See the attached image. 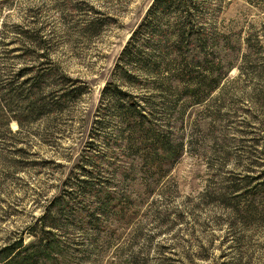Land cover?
Wrapping results in <instances>:
<instances>
[{
    "label": "rangeland",
    "instance_id": "374dc122",
    "mask_svg": "<svg viewBox=\"0 0 264 264\" xmlns=\"http://www.w3.org/2000/svg\"><path fill=\"white\" fill-rule=\"evenodd\" d=\"M152 2L0 0V73L52 69L47 93L64 76L87 87L29 125L9 122L12 134L0 113V247L31 241L29 229L51 202L85 193L84 179L106 196L115 193L114 209L122 211L94 222L79 213L67 235L77 264H264V0H197L204 52L198 43L182 52L206 66L203 73L211 70L213 86L178 99L163 125L182 147L173 166L148 172L149 159L140 155L110 158L112 131L91 144L106 84L135 95L152 89V75L120 61ZM154 47L143 51L156 54ZM121 69L137 83H126ZM96 146L107 155L101 172L81 176L82 158L102 155Z\"/></svg>",
    "mask_w": 264,
    "mask_h": 264
},
{
    "label": "trees",
    "instance_id": "16d2710c",
    "mask_svg": "<svg viewBox=\"0 0 264 264\" xmlns=\"http://www.w3.org/2000/svg\"><path fill=\"white\" fill-rule=\"evenodd\" d=\"M200 8L197 0H153L146 21L133 33L120 56L122 67H131L145 76H153L149 82L152 89L144 95H135L119 85L106 84L101 92L100 99L104 101V106L99 109L100 120L96 122L95 134L92 133V146L101 143V140L105 142V138L100 139V133L112 131L106 133V140H110V135L114 136L113 146L108 147V151L110 148L115 150L114 153L110 152V158L119 156L128 159L133 155L148 158V172H160L166 170L165 166L168 169L175 164L181 143H176L172 129L163 125H167L176 112L178 99L186 95L196 99L208 94L213 86L209 74L211 70L203 73L201 69L206 66H202L195 57L189 60L182 52V49L191 48L197 43L204 52L205 33L197 27L203 13ZM170 15L175 18L174 23L169 22ZM142 30L144 32L141 33ZM139 33L143 44L137 37ZM144 46H156L154 50L157 53H146ZM180 56L182 60L178 62ZM200 60L205 62V56L202 55ZM40 71L24 68L17 72L0 73V113L9 134H12L8 128L9 122L14 121L20 127L29 125L42 115L58 111L64 102L73 101L86 93L87 87L65 76L61 88L50 89L47 93V79L53 78L56 73L52 69L51 73ZM129 73V70L121 69L120 76L126 83L136 84V78ZM96 149L102 155L83 157L81 176L92 174L87 169L97 174L101 172L98 166L107 155L99 147L96 146ZM90 182L84 179L79 182L80 189L85 193L77 197L70 194L67 198L56 197L40 218V224L29 229L28 234L33 238L31 241L25 243L19 237L0 247V264H77L76 250L72 248L75 246L67 235L73 232V223L81 220L79 213L82 210L87 212L88 221L94 222L99 221L98 216L111 210L117 214L122 211L121 208L114 209L117 208L115 193L106 196L101 191H95L94 184ZM89 196L92 200L84 202Z\"/></svg>",
    "mask_w": 264,
    "mask_h": 264
}]
</instances>
